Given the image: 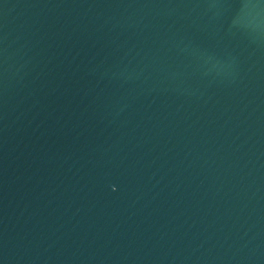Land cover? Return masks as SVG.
<instances>
[{
  "label": "water",
  "instance_id": "95a60500",
  "mask_svg": "<svg viewBox=\"0 0 264 264\" xmlns=\"http://www.w3.org/2000/svg\"><path fill=\"white\" fill-rule=\"evenodd\" d=\"M0 264H264V0H0Z\"/></svg>",
  "mask_w": 264,
  "mask_h": 264
}]
</instances>
